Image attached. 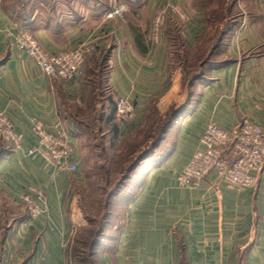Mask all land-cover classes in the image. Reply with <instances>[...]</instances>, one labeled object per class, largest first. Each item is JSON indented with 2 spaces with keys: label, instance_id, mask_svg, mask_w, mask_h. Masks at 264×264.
I'll return each mask as SVG.
<instances>
[{
  "label": "crops",
  "instance_id": "crops-1",
  "mask_svg": "<svg viewBox=\"0 0 264 264\" xmlns=\"http://www.w3.org/2000/svg\"><path fill=\"white\" fill-rule=\"evenodd\" d=\"M120 7L122 12L109 16ZM210 7L196 0H0V111L24 133L15 150L0 138V264H74L69 245L74 223L81 224L74 192L84 163L81 130L95 121L110 146L123 147L150 115L170 109L162 139L110 202L123 224L117 234L107 229L97 240L96 261L264 264V168L255 173L254 186L240 190L214 170L196 186L177 180L209 122L225 129L245 121L264 126V0H238L230 26L210 25ZM160 9L166 19L155 39ZM174 26L190 52L214 45L191 90L169 58ZM23 30L54 54L97 42L86 75L70 80L45 75L16 47L14 35ZM121 97L135 106L134 116L124 121L115 106ZM34 118L51 132L67 133L76 172L60 171L30 152L37 144ZM31 186L47 198L38 216L22 200Z\"/></svg>",
  "mask_w": 264,
  "mask_h": 264
},
{
  "label": "built area",
  "instance_id": "built-area-1",
  "mask_svg": "<svg viewBox=\"0 0 264 264\" xmlns=\"http://www.w3.org/2000/svg\"><path fill=\"white\" fill-rule=\"evenodd\" d=\"M123 10L120 7L110 12L109 16ZM173 10L181 19L185 18L181 8L174 6ZM165 19L166 10H158L153 22L155 39L158 38ZM14 38L17 49L25 52L45 75L65 80L84 77L87 57L98 47L97 42H88L76 49L54 54L46 50L29 31H18ZM116 111L118 120H128L134 116L135 106L129 98L121 97L116 102ZM32 131L37 144L30 149L31 153L39 154L60 171L78 170V164L71 161L73 146L64 130L51 132L44 122L34 118ZM0 138L10 150L22 147L24 142V133L17 131L10 117L1 111ZM200 144L190 161L178 173L179 185L196 186L212 170L217 172L219 180L231 188L240 190L256 184L255 173L264 168V126L245 121L232 129H225L211 121L201 135ZM33 194L36 195L35 198ZM22 200L31 216H38L43 212L41 203L47 205L45 192L33 186L22 195Z\"/></svg>",
  "mask_w": 264,
  "mask_h": 264
},
{
  "label": "rangeland",
  "instance_id": "rangeland-1",
  "mask_svg": "<svg viewBox=\"0 0 264 264\" xmlns=\"http://www.w3.org/2000/svg\"><path fill=\"white\" fill-rule=\"evenodd\" d=\"M196 2L198 6L208 5L210 7L212 5L207 18L210 25L235 24L233 16L237 14L238 0H196ZM174 27L169 58L173 69H179L182 72L183 83L190 88V82L201 71V61L206 58L213 45L202 52H190L184 47L179 29ZM101 71L104 76L105 68L101 67ZM100 89L103 90V95L106 94L104 86ZM172 112L173 109H170L164 114L158 112L152 115L139 132L141 136L153 134L154 131L158 133L160 127L168 122ZM96 116L98 117V114L92 115L93 118ZM88 123L91 126L81 130L84 135V163L81 171H78L82 177L75 181L74 189L77 197V213H80L78 223L81 222L80 225L74 223L69 245L74 264H98L93 253L94 242L100 239L107 229H109V234H117L122 227V214L118 213L121 211L113 209L110 202L113 197L115 198L112 194L122 188L129 174L128 167L132 159L128 154L125 155V152H121V146L112 147L105 141L103 135L105 129L97 128L95 121ZM142 152L135 154L141 156L144 154ZM113 210L116 212L115 215L112 214Z\"/></svg>",
  "mask_w": 264,
  "mask_h": 264
},
{
  "label": "trees",
  "instance_id": "trees-1",
  "mask_svg": "<svg viewBox=\"0 0 264 264\" xmlns=\"http://www.w3.org/2000/svg\"><path fill=\"white\" fill-rule=\"evenodd\" d=\"M236 17H237V14H234L233 18L236 19ZM227 25L230 26V25H234V24H226V26ZM214 50L215 49H214V45H213L212 48L209 51L210 54L208 53L209 55H207V57H206L207 59H209V57L212 56V53H213ZM205 59L203 61H201L202 64L200 63L201 71H200L199 74H203V72L205 70V67H204L206 65L205 64L206 63V60ZM194 82H195V79H193L190 82V87H192V85H193ZM110 100H111V102H113V98L112 97L110 98ZM115 106H116V104H115ZM151 116L152 115L149 116V118L147 120V123H148V121H149V119H150ZM170 120L171 119H169L168 122H166V124L164 126L160 127L158 133H157V131L156 132L154 131L153 134H150V135L149 134H146V135H142V136H141V133H139V136L137 135L136 137L134 136V137L131 138V140L134 139L133 141H131V140L127 141L126 144L122 147V151L121 152L122 153L125 152V155L128 154V156H130V158H132L131 159V164L128 167L129 174L137 166V164L140 161L146 159L150 155V153L152 152V150L158 145V143L162 139L163 133L166 131V127L169 124V121ZM116 129H117L116 125H113L111 131H115ZM5 151H7V150H5ZM139 151L140 152L143 151L144 154H142L141 156L139 154L136 155L135 153H138ZM134 155H136V157ZM129 174H127V175H129ZM117 192L116 193L114 192L112 194V196H115L117 194ZM96 242H94L93 246L96 245L95 244Z\"/></svg>",
  "mask_w": 264,
  "mask_h": 264
}]
</instances>
